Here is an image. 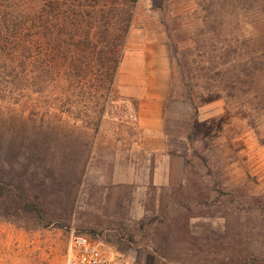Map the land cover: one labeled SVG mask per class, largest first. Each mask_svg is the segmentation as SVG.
<instances>
[{
    "label": "rangeland",
    "instance_id": "1",
    "mask_svg": "<svg viewBox=\"0 0 264 264\" xmlns=\"http://www.w3.org/2000/svg\"><path fill=\"white\" fill-rule=\"evenodd\" d=\"M33 6L0 0V138L25 139L40 156L54 148L60 164L53 205L42 215L50 222L0 219V260L65 264L72 234L136 264H214L196 254L201 237L220 238L228 254L264 259V0H138L111 92L90 83L81 89L60 63L53 70L51 44L35 85L24 62L28 30L12 27ZM163 69L175 90L163 104L168 139L157 143L167 149L150 155L139 113L160 94ZM33 109L41 131L20 122ZM175 137L185 142L184 160L171 159L170 184L158 186L154 168L184 152ZM20 176L13 173L15 187Z\"/></svg>",
    "mask_w": 264,
    "mask_h": 264
},
{
    "label": "trees",
    "instance_id": "2",
    "mask_svg": "<svg viewBox=\"0 0 264 264\" xmlns=\"http://www.w3.org/2000/svg\"><path fill=\"white\" fill-rule=\"evenodd\" d=\"M137 1L34 0V6L28 11L27 17L23 21L16 17L12 27L19 25L18 28L25 27L28 30L27 41L22 45H28L30 56L24 62L31 70L35 85L44 76L47 52L44 47L51 44V47L48 46L50 57L47 58L53 70L60 63V67L66 70L64 78L72 83L78 81L81 89L90 83L94 91L105 87L111 92ZM1 28L6 30L3 24H0ZM173 75L172 71V79ZM174 93L172 82L168 97L173 98ZM185 101L192 105L194 116H197L195 98L186 92ZM20 119L23 125L32 124V131L44 129L43 118L40 116L38 119L35 109L26 119L22 116ZM55 132L57 130L53 128L52 134H56ZM27 133L24 132V135ZM26 143L25 139L14 144L7 138H0V219L14 223V216L30 217L40 220V224H47L50 220L42 215L45 209H50L53 205L49 189L53 186L54 170L60 160L54 148L49 147V153L40 156L38 152L31 151ZM194 154L197 153L194 151ZM15 171L21 175L17 187L13 183ZM28 177H31V182ZM69 202L72 205L74 200L71 198ZM59 205L54 207L59 209ZM218 239L195 238L201 246L196 249V254L215 257L214 264H264L263 256L259 257L247 250L235 255L228 254L219 245L223 241ZM153 252L164 259L160 250Z\"/></svg>",
    "mask_w": 264,
    "mask_h": 264
},
{
    "label": "crops",
    "instance_id": "3",
    "mask_svg": "<svg viewBox=\"0 0 264 264\" xmlns=\"http://www.w3.org/2000/svg\"><path fill=\"white\" fill-rule=\"evenodd\" d=\"M163 66L165 67V60L163 62ZM167 79V72L165 69H163V75L161 79L163 87L160 88V94H158V96L147 98L140 107L139 123L144 131L143 147L147 149L145 152L149 153L150 155L160 154V150L164 151L167 149V147H163L162 149H159V146L157 147L159 140L163 141L168 139L164 127L162 126L163 104L165 103V99L169 94L170 88V78L168 80ZM174 140L178 141V144L182 146L184 152H175L173 155L169 154V163L167 160L165 163H162L159 169L154 168L152 181L158 186H166L170 184L172 179L170 176H172V174L175 172V170H173L174 167H172L170 164V160H184L185 142L181 137H175ZM182 163L183 162H180L181 166L178 170L180 175L181 173H184Z\"/></svg>",
    "mask_w": 264,
    "mask_h": 264
},
{
    "label": "built area",
    "instance_id": "4",
    "mask_svg": "<svg viewBox=\"0 0 264 264\" xmlns=\"http://www.w3.org/2000/svg\"><path fill=\"white\" fill-rule=\"evenodd\" d=\"M0 264H9L0 260ZM65 264H136L132 258L113 250H105L82 234L68 240Z\"/></svg>",
    "mask_w": 264,
    "mask_h": 264
}]
</instances>
